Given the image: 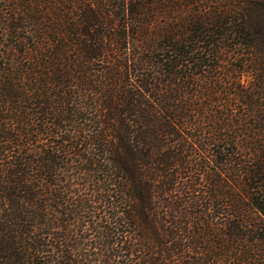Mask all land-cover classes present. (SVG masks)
Instances as JSON below:
<instances>
[{
	"label": "trees",
	"instance_id": "trees-1",
	"mask_svg": "<svg viewBox=\"0 0 264 264\" xmlns=\"http://www.w3.org/2000/svg\"><path fill=\"white\" fill-rule=\"evenodd\" d=\"M237 2L0 0V264H264Z\"/></svg>",
	"mask_w": 264,
	"mask_h": 264
},
{
	"label": "rangeland",
	"instance_id": "rangeland-1",
	"mask_svg": "<svg viewBox=\"0 0 264 264\" xmlns=\"http://www.w3.org/2000/svg\"><path fill=\"white\" fill-rule=\"evenodd\" d=\"M239 1L240 2H237L236 4V7L239 8L238 10L240 12L243 11L246 14L259 15L262 18L261 21L264 26V9L261 7L262 1L264 0H247L246 4H245V0H239ZM262 45L264 47V40L262 41Z\"/></svg>",
	"mask_w": 264,
	"mask_h": 264
}]
</instances>
